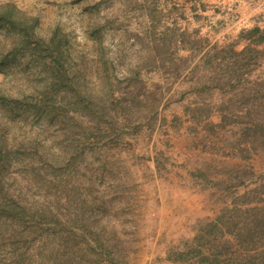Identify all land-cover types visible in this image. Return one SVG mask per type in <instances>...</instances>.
Listing matches in <instances>:
<instances>
[{
    "label": "rangeland",
    "instance_id": "1",
    "mask_svg": "<svg viewBox=\"0 0 264 264\" xmlns=\"http://www.w3.org/2000/svg\"><path fill=\"white\" fill-rule=\"evenodd\" d=\"M4 3L0 264L264 261V0Z\"/></svg>",
    "mask_w": 264,
    "mask_h": 264
},
{
    "label": "trees",
    "instance_id": "2",
    "mask_svg": "<svg viewBox=\"0 0 264 264\" xmlns=\"http://www.w3.org/2000/svg\"><path fill=\"white\" fill-rule=\"evenodd\" d=\"M15 5H13L12 3H4L2 5H0V22H2L1 24H3V21L7 19V17L9 16L10 13H12L13 8ZM27 15L24 14H18L17 15V22L20 26H23L24 24L27 25ZM262 39H264L262 37ZM256 95V92H255ZM254 98L256 100L257 96H254ZM253 99V97H252ZM264 103V99L263 102ZM257 114V113H256ZM252 115L251 111L247 112V114L245 115L246 120L245 121H237V122H241L244 123L245 128L243 131V137L244 140H246V148H252V149H256L258 150V148L264 150V142L259 143V139H261V137H264V122H263V118L257 119V116ZM153 116L151 115L149 120H152ZM47 219H49V224L52 226L53 225V229H56V226L58 225L57 221L55 219H50V217H46ZM52 223V224H51ZM59 226V225H58ZM66 244V241H64ZM192 252V251H190ZM183 255H186L185 252L180 251L177 252V257H182ZM201 256H199L198 261L196 262L195 260L193 262H191V264H205L206 262H203L205 259L208 260V263L206 264H247L248 259H237V257H232V258H218L217 254H213L210 257H206L203 256L202 254H199ZM64 262V261H63ZM252 264H264V261H260L259 263H257V261H253L252 260Z\"/></svg>",
    "mask_w": 264,
    "mask_h": 264
}]
</instances>
